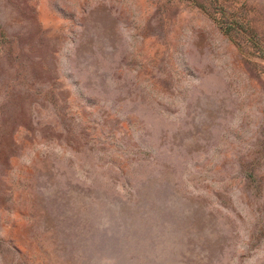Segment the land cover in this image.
<instances>
[{"label": "rangeland", "instance_id": "rangeland-1", "mask_svg": "<svg viewBox=\"0 0 264 264\" xmlns=\"http://www.w3.org/2000/svg\"><path fill=\"white\" fill-rule=\"evenodd\" d=\"M0 264H264V0H0Z\"/></svg>", "mask_w": 264, "mask_h": 264}]
</instances>
